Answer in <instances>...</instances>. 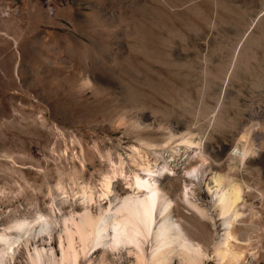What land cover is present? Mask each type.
I'll return each instance as SVG.
<instances>
[{
  "label": "rangeland",
  "instance_id": "374dc122",
  "mask_svg": "<svg viewBox=\"0 0 264 264\" xmlns=\"http://www.w3.org/2000/svg\"><path fill=\"white\" fill-rule=\"evenodd\" d=\"M49 2L52 14L44 0H0V232L15 218L53 212L61 197L97 199L118 158L122 170L144 160L131 150L139 139L162 142L167 129L191 127L207 149L231 146L248 105L264 101V0ZM261 146L237 174L252 189L241 223L251 224L256 253L241 264H264ZM218 222L193 221L190 237L209 255ZM16 255L26 263L23 250Z\"/></svg>",
  "mask_w": 264,
  "mask_h": 264
},
{
  "label": "bare ground",
  "instance_id": "6f19581e",
  "mask_svg": "<svg viewBox=\"0 0 264 264\" xmlns=\"http://www.w3.org/2000/svg\"><path fill=\"white\" fill-rule=\"evenodd\" d=\"M246 37L250 41L252 35ZM243 39L235 46L236 59ZM234 56L225 81L233 72ZM218 104L209 123L216 122ZM251 105L240 116L239 130L230 133L231 146L217 142L207 149L204 136L191 127L178 135L167 129L162 142L139 139L131 150L146 159H132L122 170L118 158L111 175L100 179L97 199L79 193L74 205L59 197L57 212L39 210L31 220L15 218L5 225L0 264H18L15 258L21 250L25 264H204L212 258L216 264H241L245 254L254 257L247 229L251 224L241 223L244 195L252 189L237 179L245 159L261 151L264 141V101ZM185 215L212 224L219 221L216 241L208 244L211 255L190 237L197 227ZM203 235L207 237V231Z\"/></svg>",
  "mask_w": 264,
  "mask_h": 264
},
{
  "label": "built area",
  "instance_id": "2783aa9c",
  "mask_svg": "<svg viewBox=\"0 0 264 264\" xmlns=\"http://www.w3.org/2000/svg\"><path fill=\"white\" fill-rule=\"evenodd\" d=\"M45 3V9L47 11L48 14H52L53 13V7L50 5L49 0H44Z\"/></svg>",
  "mask_w": 264,
  "mask_h": 264
}]
</instances>
